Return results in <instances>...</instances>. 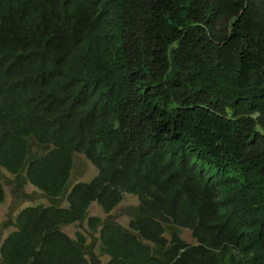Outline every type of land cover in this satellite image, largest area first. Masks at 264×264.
<instances>
[{
    "label": "trees",
    "instance_id": "1",
    "mask_svg": "<svg viewBox=\"0 0 264 264\" xmlns=\"http://www.w3.org/2000/svg\"><path fill=\"white\" fill-rule=\"evenodd\" d=\"M0 166V264H264V0H0Z\"/></svg>",
    "mask_w": 264,
    "mask_h": 264
},
{
    "label": "rangeland",
    "instance_id": "2",
    "mask_svg": "<svg viewBox=\"0 0 264 264\" xmlns=\"http://www.w3.org/2000/svg\"><path fill=\"white\" fill-rule=\"evenodd\" d=\"M97 173V166L94 165V163L90 161L85 154L80 152H76L74 154V166L70 178V185L77 182L90 181ZM0 177L5 184L6 190V199L4 202L0 203V233L4 239L10 231L16 228L14 225L7 226V223H9V221L12 220V218H14L23 207L35 204L50 205L53 202L50 197L44 196L40 190L31 184H26L21 190L16 189V177L1 166ZM13 190H15L16 193H14ZM23 190L33 194V199L30 200L24 198L22 194ZM64 202L65 203L59 205L67 206V200ZM138 204V197L128 193L125 195L123 201L110 214L105 213L97 202H93L90 207L89 215H98L104 219L109 218L121 223L124 226H129L130 220L132 218V212ZM63 230L73 237H75L77 231L83 232L87 236L88 244L91 246L94 253L97 256L99 255L101 264H107L109 256L100 253V240L98 237L99 233H92L87 221L79 224L76 223L66 225L63 227ZM182 236L191 243L195 242L192 232L189 229L184 228L182 230Z\"/></svg>",
    "mask_w": 264,
    "mask_h": 264
}]
</instances>
